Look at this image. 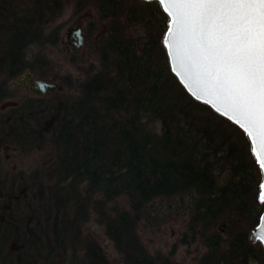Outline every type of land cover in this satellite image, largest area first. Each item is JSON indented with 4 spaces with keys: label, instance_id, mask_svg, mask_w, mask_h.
Here are the masks:
<instances>
[{
    "label": "trees",
    "instance_id": "16d2710c",
    "mask_svg": "<svg viewBox=\"0 0 264 264\" xmlns=\"http://www.w3.org/2000/svg\"><path fill=\"white\" fill-rule=\"evenodd\" d=\"M88 2L79 0L77 9ZM94 3L109 20L97 44L98 65L76 83L37 76L76 84L77 95L69 99L55 90L56 98L22 100L15 113L1 116L0 144L29 149L46 138L52 144L47 176L55 182L47 187L41 224L20 214L26 177L0 180V264H67V248L74 256L83 253L82 264H113L95 238L82 237L90 210L119 254L118 264H182L173 250L149 252L138 234L139 223L165 201L190 213L179 243L201 242L205 250L196 264H264L263 247L248 240L264 204L246 134L194 100L171 73L162 46L169 19L156 0ZM63 6L64 0H0V95L7 94L1 88L9 80L36 73L33 63L47 66L41 52L29 48L56 44L57 32L46 27ZM124 19L143 26V41L121 24Z\"/></svg>",
    "mask_w": 264,
    "mask_h": 264
},
{
    "label": "rangeland",
    "instance_id": "374dc122",
    "mask_svg": "<svg viewBox=\"0 0 264 264\" xmlns=\"http://www.w3.org/2000/svg\"><path fill=\"white\" fill-rule=\"evenodd\" d=\"M79 0H64V6L59 15L52 21L47 23L46 32L55 30L58 34V40L55 45H45L43 48L37 45H31L30 50L33 53L41 52L42 60L46 61L47 66L41 67L38 63H33L35 72H31L34 77L37 78L39 74L45 75V79L56 77L57 80L76 83V81L82 80L85 73L89 71L91 66L98 65V48L97 44L100 43L101 38H105L109 30V20L102 19L94 0L89 2L81 10L77 9V3ZM129 5L136 2V0H124ZM139 2V0H137ZM147 1V0H144ZM126 3V4H127ZM76 24H80L82 29L86 32V38L83 45L76 51H72L71 47L66 42V31L69 27L75 28ZM128 26L134 37L143 41L145 38V31L142 25H129L125 19L122 23ZM33 53L28 55V60L33 61ZM58 88L56 90L62 92L61 96L66 98H72L77 95L78 88L76 84L72 86L59 84L56 81ZM8 89L13 95L19 93L22 100H36L41 99L40 102L51 98H56L57 95L54 91L49 92L44 96H35L30 94L25 87H16L14 78L7 82ZM45 97V98H43ZM15 99V98H14ZM2 98L0 100V106H7L14 103L15 100ZM46 141L41 144L37 143L29 149L15 150L10 152L6 151L4 159V165L12 170H18L23 174V178L26 177L25 182L28 184L29 189L26 190L25 197L20 204L19 210L23 218H27L33 215L35 220H40L41 224H45L44 221V209L48 203L50 197L47 187L54 185L55 179H50L47 173L50 172V166L53 162L55 150L52 144ZM220 175H224L220 173ZM39 185V187H38ZM40 187H44L41 191ZM49 194V195H48ZM122 203V202H121ZM261 203V202H260ZM123 204V203H122ZM189 211L185 206L168 204V201L157 203L156 212H154L148 219L143 220L138 225V234L145 245L147 250L151 253H160L162 255H168L172 250L174 251L173 259L182 264H196V259L205 250L204 246L199 240L194 241L192 244L183 245L179 243L180 237L185 230L186 222L189 218ZM82 237L95 238L106 255L113 264L119 263V254L115 250L112 242L107 238L104 233V226L99 222V218L96 212L90 210L89 219L83 223ZM218 229L223 236L225 234V224L219 223ZM252 230V229H251ZM250 233V232H249ZM253 244V243H252ZM67 264H71V260L74 264H82L84 262L82 252L78 251L76 259L71 249L67 248ZM34 255L35 252H32ZM74 256V258H73ZM33 258V256H31ZM34 259V258H33Z\"/></svg>",
    "mask_w": 264,
    "mask_h": 264
},
{
    "label": "snow or ice",
    "instance_id": "6c2138e0",
    "mask_svg": "<svg viewBox=\"0 0 264 264\" xmlns=\"http://www.w3.org/2000/svg\"><path fill=\"white\" fill-rule=\"evenodd\" d=\"M167 7L180 74L264 148V0H177Z\"/></svg>",
    "mask_w": 264,
    "mask_h": 264
},
{
    "label": "water",
    "instance_id": "95a60500",
    "mask_svg": "<svg viewBox=\"0 0 264 264\" xmlns=\"http://www.w3.org/2000/svg\"><path fill=\"white\" fill-rule=\"evenodd\" d=\"M156 1L160 4L162 11L167 15L169 21H171L172 9L167 7V5L174 4L177 2V0H156ZM169 21H168L167 29L165 31V33H168V35L165 36L164 33L162 39V46L165 49L168 62L171 60V63H169L171 73L176 77L179 84L194 100L208 105L215 113L221 115L222 117L226 118L227 120L235 124L239 129H241L246 134L251 146L252 155L261 173H264V148H262L261 145L258 143L257 137L251 134V130L247 127V125L241 127V124L237 123L235 116H233L231 112L226 113L224 109L220 107L219 104H214L210 102L211 100L210 97L196 92L195 86L190 85L189 80H187L183 75L180 74V70L177 67V61L173 57V45L170 42L172 39L173 24L170 23ZM70 31H71V27L67 29L65 36L66 38H68L71 35L72 38H75L74 44L71 49L72 51H76L78 48H80L83 45L84 35L81 33V29L79 25L76 26V28L73 30V33H71ZM14 83L17 85L25 86L30 93L37 96H44L49 92L54 91L58 88V85L55 82H48L39 78H33L30 71H24L23 73L15 77ZM11 104L14 105V103ZM262 182H264V176H262L261 183ZM258 197H264V188L259 187ZM258 201L264 204V198H258ZM261 215H264V209ZM257 225H259L260 230L259 232H256L255 235H253V233L257 228ZM257 225L253 227L252 230L250 231L248 240L250 243L259 242L264 249V220L259 219Z\"/></svg>",
    "mask_w": 264,
    "mask_h": 264
},
{
    "label": "flooded vegetation",
    "instance_id": "af4514ba",
    "mask_svg": "<svg viewBox=\"0 0 264 264\" xmlns=\"http://www.w3.org/2000/svg\"><path fill=\"white\" fill-rule=\"evenodd\" d=\"M79 25L80 26V29H81V33L84 35V42H85V38H86V32L82 29V26L80 24H76L75 25V28L76 26ZM75 28H72L73 30ZM73 30H71L70 32L73 33ZM74 40L75 38H72V36L70 35L68 38H66V42L68 43V45L72 48L73 44H74ZM72 50V49H71ZM31 72V71H30ZM32 74V73H31ZM32 77L33 78H36L33 76L32 74ZM16 87H25L23 85H17L15 84ZM26 88V87H25ZM27 89V88H26ZM1 91L3 92H7L6 95L3 96V94L0 95V97L2 98H5V99H8V100H11V99H14L16 102L13 106V104H10V105H7V106H4V105H1L0 106V120H1V116H6V114L8 113H15V111H12L11 109L13 107H17V106H20L22 105V98L21 96H19V93L17 92L16 95H13V93H11L8 89V85L5 84L4 87L1 88ZM28 91V90H27ZM29 92V91H28ZM30 93V92H29ZM32 94V93H30ZM34 95V94H32ZM37 96V95H35ZM1 98V99H2ZM0 99V100H1ZM11 110V111H10ZM10 116L9 117H5V121H10ZM22 150L21 147H18L16 145H13V144H6V143H2L0 144V180L3 181L5 178L6 179H11V177L13 176V174H16V175H19L20 176V172L18 170H12V169H9L8 167H6L4 165V159H5V156H6V151L10 150V152L12 151H15V150ZM0 257H3L2 255H0Z\"/></svg>",
    "mask_w": 264,
    "mask_h": 264
}]
</instances>
